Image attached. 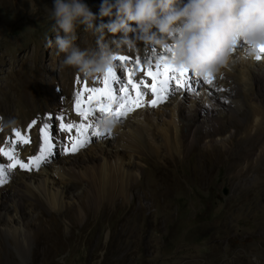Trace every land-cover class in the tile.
Returning <instances> with one entry per match:
<instances>
[{
	"label": "rangeland",
	"instance_id": "374dc122",
	"mask_svg": "<svg viewBox=\"0 0 264 264\" xmlns=\"http://www.w3.org/2000/svg\"><path fill=\"white\" fill-rule=\"evenodd\" d=\"M83 2L97 15V25L110 22L109 17H99L103 0ZM30 3L35 6L34 15L29 11ZM52 6L53 0H0V50L4 43L16 44L11 45L12 49L24 43L22 45L29 47L28 52H46L43 58L50 61L44 75L34 79L29 88H22L23 109L16 103L2 104L0 121L4 116L7 120L16 118L17 123L4 131L0 148L15 147L18 159L29 162L30 158L40 154L39 150L44 146L41 130L45 125L49 126L53 145L51 160L40 170L32 167L30 170L32 188L39 197L26 193L21 211L11 200L2 204L6 211L2 212L0 223V257L8 249L15 257V264H264V120L255 128L254 118H249L250 106L261 108L264 94H259L258 100H250L245 97L246 90L234 84L238 97L243 99V108L236 120L224 126L225 132L213 138L217 148L220 147V152L215 151L217 154L203 147L194 152L184 165H163L148 157L146 140L137 137L135 151L121 154L118 165L123 169L137 165L138 180L128 187L124 184L126 188L122 185L124 189L119 194L110 192L111 186H119L118 180H101L99 176L105 168L106 153L120 148L121 134L126 133V128L116 129L114 139H109V146L102 144L107 133H101L97 126L89 129L90 145L87 143L88 146L77 151L79 160L85 161L80 172L88 177L72 185L69 178L59 177L55 168H63L60 163L63 153L69 152L66 150L70 147L69 139L77 133L75 129L71 133L61 130L60 124L96 125L102 118L97 113L87 121L77 114L76 93L82 90L84 83L89 87H102L103 76L89 79L77 69L62 65L64 54L58 53L54 43L56 34L51 31L52 21L48 19ZM75 34V44L81 49L91 47L87 43L91 38H99L87 32L84 25H78ZM60 35H63L62 31ZM49 40L53 41L51 45ZM138 48V51L127 53L132 78L136 81L145 79L151 84V78L146 77L145 72L149 69L156 71L157 60L165 52L142 42L138 43ZM117 52L122 56L125 51L120 49ZM8 62L10 65L6 69L9 71L11 58ZM30 66L36 68L34 62ZM117 67L116 75L126 85L128 77L121 61ZM187 75L197 79L190 72ZM216 76L219 77L220 73ZM199 80L203 82V78L199 77ZM118 87L113 84V88ZM170 89L175 94L173 100L178 97L180 101L183 97V102L188 98H197L199 102L205 95L201 89L196 97L192 96L184 89L179 90L181 87L176 88L174 81ZM208 90L216 94L212 87ZM13 94L15 98L19 97L15 92ZM147 100L151 98L147 96ZM174 106L171 99L154 108L142 107L145 111L150 109L156 119L152 125L155 139L161 146L166 135L175 143L176 128L170 120ZM224 110L221 108L222 112ZM255 111L256 116L264 114ZM130 113L123 119L131 122L135 112ZM94 130L101 135H93ZM17 131L26 134L30 142L18 143ZM7 160L0 154V168H6L4 173ZM87 170L97 172L87 174ZM45 182L46 189H51V195H58L59 204L54 208L41 194ZM63 186L68 187V191L61 197ZM18 189L26 191V187ZM17 190L6 191L18 194ZM65 213L69 215L63 216ZM20 232L28 234L29 246L36 252L35 261L30 250L22 254L10 243V238H19Z\"/></svg>",
	"mask_w": 264,
	"mask_h": 264
},
{
	"label": "bare ground",
	"instance_id": "6f19581e",
	"mask_svg": "<svg viewBox=\"0 0 264 264\" xmlns=\"http://www.w3.org/2000/svg\"><path fill=\"white\" fill-rule=\"evenodd\" d=\"M180 2H182V4H186L187 0H180ZM135 26L136 25H133V27ZM128 36L129 38H133V39L135 38L133 33H129ZM98 39L99 38H91L90 42H87L90 44L89 45L91 46L90 48L92 49L97 48ZM103 39L105 42L110 44V46L112 47L114 51H117L120 49L125 51L126 53L124 52L122 56L128 57L127 53L131 52L126 46H121L119 49H117V43L123 39V33L111 34L105 31ZM11 45H16V44L4 43L3 48L0 50V95H2V98H0V113L3 112L2 104L4 103L7 106H9L12 103H16L18 108L20 109L24 108V104L21 98L22 88L23 87L25 89L29 88V86L32 85L34 79H36L39 75L40 76L44 75L48 71V63L50 62L48 58H43L46 55V52L43 53V52L35 51L31 53V52H28L29 47L27 45H22V46L19 45L18 47L13 48V49L11 48ZM243 47H244L243 44L237 45V48L234 51V54H235V57H237V60H235L234 63L230 64L227 68L222 69L219 77H217L216 75L212 77L213 83L211 85L201 82L199 80V77H197V79L194 80L190 76L187 75L186 77L187 84H190L192 86V90L189 91L187 86L181 87V89L179 90L184 89L185 92H187L188 94H192V96H195V97L198 95L197 92L205 91V95L203 96V98L200 99L199 102H197V98H188L187 101H184V102H183V97H180L181 102L178 100L179 99L178 97H176V99L173 100L175 94L169 88V94L167 96V99L163 103H167L172 99L173 104L176 105L172 109L173 116H171L170 118L171 123L174 124L176 128L175 138H174L175 143H173L174 140L172 141V138H170L168 135H166L167 136L166 138L164 137L165 140L163 139L164 143L162 144V146L159 145V143H157L158 142L156 140L157 137L154 134L153 125H152L153 121H155L156 119H154V115H152V111H150V109L149 110L147 109L145 111V109L143 108H137L135 111H133L135 112L133 116V120H132L133 122L132 121L129 122L124 119L118 120L119 127L126 128V133L123 132V134H121L122 136V138L120 139L121 146L120 148H117L115 152L113 153H110V152L106 153L108 157L106 156L104 158L105 168H103V170L105 171L103 170L102 172L100 171L101 176H99L100 173L98 171L99 173L98 176H99V179L101 180H112L113 182H115V180L119 181V186H115V185L111 186V189H110L111 193L119 194V192L123 191V189L126 188V186L128 187L130 185H133L134 182L138 180L137 172L139 170H137L138 169L137 165L135 164L129 165L128 167L126 166L125 169H123V166L118 165L119 164L118 161L121 157V154H123L126 151H129V152L135 151L134 146L137 145V143H135L137 137H139L140 140L141 139L146 140L147 147L149 149L148 157H151L153 162H157L163 165H170V164L172 165L174 164L175 166H178L180 164L184 165L194 152H196L199 148H203V147L208 152L210 150L213 152L215 151L220 152V147L217 148V145H215L216 142L213 141V138L215 136H221L226 130L224 126L227 124H231L233 120L236 117H238V113L241 114L239 110L243 108V104H242L243 99L241 100L238 97L239 95H237L238 91H237V87L235 86L236 83L242 86L244 91L246 90L245 97L249 98L250 100H254V99L258 100L257 98H260V96L264 94V73H263L264 65L262 63L255 64V63H252V61L250 60H246L245 58H240V50L243 49ZM23 52L24 54L21 55ZM8 58H11L12 60L11 68L9 71L6 69V66L9 64ZM33 62L36 64L35 69H32L30 66V64ZM121 63L124 68L125 76L128 77L129 71L132 70L130 67V60L128 59L127 61H121ZM117 65H118V60L115 61V67L113 69L118 74ZM8 81H10V83H7ZM208 87L210 88L212 87L213 91L217 95L210 92L208 90ZM201 89L202 91H199ZM217 89H223V90L218 91ZM13 92L18 94L19 97L16 96L15 98ZM259 94L261 95L259 96ZM148 97L152 99V96L150 93L148 94ZM219 98H221L222 101H220ZM177 100L179 102H177ZM217 106L219 108H217ZM253 106H250L252 107V110L250 109L249 118L251 117L254 118L253 121L255 122L254 124L255 126L253 127L256 128V126H258L260 122L263 123L264 114L260 115L259 113L260 116H256L257 112L255 110H257L258 112L264 113L263 112L264 102L261 108L253 107ZM223 107L225 108L224 112L221 111V108ZM113 108H114V105H113ZM29 117H31V115H29ZM15 120L17 121L16 118ZM7 121L8 120L6 119V117L3 116V122L6 123ZM11 127L13 126H9V127L0 126V138L4 136L3 135L4 131L8 130ZM243 128H244V125H243ZM166 132H169V131H166ZM22 135L27 137V135L24 133H22ZM109 139H114L113 134H108V133L105 134L104 138L102 139L103 140L102 144L105 143L104 144L105 146H109L107 145L109 144ZM89 143L88 145H90ZM141 143L143 144V142ZM141 143L139 144L141 145ZM137 152L138 151H136V153ZM52 155H53V152L51 150H50V153H45V159L41 160V162L39 163V166L38 167L32 166V168H34L36 171L40 170L41 167L48 162V160H51ZM63 156H64L62 157L63 160L60 161L63 168L62 167L55 168V171L57 172L59 177L63 179L69 178L72 185H77L86 176L88 177V175L86 174L83 175L80 172V169L83 168V166L85 165L84 159L79 160L80 153L77 154V151L76 152L69 151L68 153L64 152ZM182 156H183V159H182ZM12 163L13 161H10L9 159L5 162V167H7V170L5 171L4 176L0 177V179L6 180L5 183L0 184V223L2 222V212L6 211L4 209V206L2 205L3 202L7 200H11L14 204L18 206L19 211H21L20 208H22L23 198H27L26 193H29L32 196L39 197L38 196L39 194H36V191L32 188L33 179L30 174V170H27L21 167L20 169H16L18 165L14 168H10L9 165H11ZM24 163L27 164L29 162L26 161ZM89 172L94 173L97 171L92 170ZM89 172L87 170V174H89ZM95 178H98V177H95ZM45 185H46V182L43 184V187L40 190L42 191L41 194H43L46 197L48 203L54 208L57 204H59L57 200L58 195L57 194L51 195V191H50L51 189L49 190L46 189ZM122 185H124L125 187L123 188ZM17 187H26V191L23 192L20 189L17 190ZM63 187L64 189L61 191V194H62L61 197H63V195L66 194V192L68 191V187L67 188L66 186H63ZM7 189H10V190L16 189L18 191V194H16L15 192L12 194H9V192L6 191ZM19 193L21 195H19ZM106 209L107 208H104V210ZM62 215L68 216L69 214L65 213ZM26 234L27 233L25 232H20L19 238L17 237L10 238V243L15 245V247L22 254L30 250L33 254L34 261H35L36 252L33 249H31L32 247L30 248L29 241H28L29 236L28 234L27 235ZM1 245H2V239L0 236V246ZM14 258L15 257L12 255L11 251L8 249H5L2 253V256L0 257V264H5V261L7 262L6 264H15L16 260Z\"/></svg>",
	"mask_w": 264,
	"mask_h": 264
},
{
	"label": "clouds",
	"instance_id": "9594fccd",
	"mask_svg": "<svg viewBox=\"0 0 264 264\" xmlns=\"http://www.w3.org/2000/svg\"><path fill=\"white\" fill-rule=\"evenodd\" d=\"M29 11L33 15L36 11L31 3ZM99 17H109L110 22L97 25V15L83 0H53L48 14L51 31L56 34L55 46L64 54L62 65L77 69L89 79L113 70L119 56L104 41L105 31L123 33L117 49L126 46L138 51L141 42L155 46L164 50L163 62L203 79L234 63L237 45H244L240 58H255L264 46V0H187L186 4L180 0H103ZM78 25L99 37L96 49H81L75 44ZM129 33L135 38H129ZM52 42L49 40L50 45ZM16 123L10 119L0 121V126ZM96 126L101 133L115 134L119 121L105 116Z\"/></svg>",
	"mask_w": 264,
	"mask_h": 264
},
{
	"label": "snow or ice",
	"instance_id": "6c2138e0",
	"mask_svg": "<svg viewBox=\"0 0 264 264\" xmlns=\"http://www.w3.org/2000/svg\"><path fill=\"white\" fill-rule=\"evenodd\" d=\"M261 54H264V46L260 47L256 59H261ZM126 56H118L116 60L127 61ZM139 64V60L136 61ZM163 66V67H161ZM187 71L178 72L167 63L161 62L157 64L156 71L151 69L145 72L146 77L151 78V84L147 83L145 79L136 81L132 78L133 72L129 71L127 84L121 82L114 70H110L102 77V87H89L87 83L82 85V90L76 93L75 110L82 120H89L94 113L98 117L111 116L117 120L123 119L130 112L137 108L145 106L157 107L160 103L165 102L169 94V88L173 81H175L176 88L187 86L188 90H192V86L187 84ZM204 83L211 85L213 83L212 77L203 79ZM113 84L119 85L118 88H113ZM222 91L223 89H217ZM122 93V94H118ZM151 94L152 99L146 101L148 94ZM87 94V95H85ZM115 105V109H113ZM63 119V118H61ZM94 123L89 124H73L61 123L60 129L71 133L75 129L77 135L70 137L68 148L71 152H76L80 148L86 146L89 142L87 132L89 129H95ZM44 134V146L40 148V155L30 158L29 163H24L18 159L15 147L9 149L0 148V154L6 156L10 161H13L10 168L17 165L21 168L31 170L32 166H39L41 160L45 159V153H50L52 148V138L49 131V126L45 125L41 130ZM18 143H29L30 140L22 135L19 131L15 133ZM93 135L100 136L98 130L93 131ZM4 176V169L0 168V177ZM5 179H0V184L5 183Z\"/></svg>",
	"mask_w": 264,
	"mask_h": 264
},
{
	"label": "water",
	"instance_id": "95a60500",
	"mask_svg": "<svg viewBox=\"0 0 264 264\" xmlns=\"http://www.w3.org/2000/svg\"><path fill=\"white\" fill-rule=\"evenodd\" d=\"M224 194H226V192L224 191Z\"/></svg>",
	"mask_w": 264,
	"mask_h": 264
}]
</instances>
